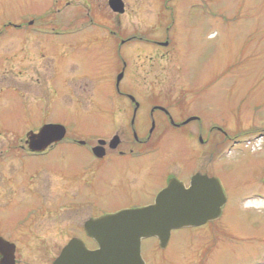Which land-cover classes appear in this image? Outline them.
Instances as JSON below:
<instances>
[{"label":"rangeland","instance_id":"rangeland-1","mask_svg":"<svg viewBox=\"0 0 264 264\" xmlns=\"http://www.w3.org/2000/svg\"><path fill=\"white\" fill-rule=\"evenodd\" d=\"M108 1L0 0V64L1 59L14 56L17 50H24L25 55L28 41L33 42L32 47L55 56L67 46L73 47L79 77L96 85L93 103L75 105V112L53 99L48 104L39 101L25 117L22 109L25 101L30 102L31 92L23 82L10 83L0 90L2 123L21 139L28 129L37 130L47 121L63 124L70 135L82 139L94 134H103V137L118 133L113 131L112 122L106 126L109 121L106 111L112 109L115 94L114 84L104 79L118 73L119 64L113 63L120 55L118 50L124 56L131 47L120 49L110 33L143 34L148 41L158 40L156 35H162L160 38L164 40L167 33L174 43V50L170 52L176 57L161 61L155 75L163 84L175 85L167 87L175 91L172 93L186 94L182 115L200 114L208 124L247 138L229 155L224 153L223 163L227 165L217 173L227 198L221 217L208 227L173 231L165 249L158 245L156 238L143 240L142 257L146 264H264V193L262 197H254L250 190L251 182L258 183L264 177V138L257 140L264 134V0H125L129 9L119 24L105 7ZM151 2L156 11L160 9L163 23L155 36L147 30L151 23L144 7L143 12L138 8L142 4L146 11ZM15 62L27 65V57ZM15 77L27 80V74ZM129 82L123 85L131 87ZM145 82L141 85L147 95L151 82ZM55 83L54 79L46 83L44 100L53 96L48 90ZM126 88L140 96L142 112L149 109L150 100L145 99L140 88ZM6 102H10L12 114L5 113ZM124 120L122 116L116 120L119 130L124 128ZM170 135L171 140L162 144L161 151L136 161L152 165L147 179L141 182L143 192L134 190L125 176L127 166L135 161L120 157L97 161L86 148L71 141H66L45 159L27 163L24 158L20 168L15 159H10L0 165V171L6 179L11 174L18 177L21 174L27 187V166L31 170L61 168L64 173L83 177L81 191L89 194L96 215L112 214L123 207L151 200L168 183V167L173 161L193 162L187 156L190 140L184 133ZM5 137L19 142L13 134ZM10 144L1 140L0 150L10 148ZM187 174V170L182 172L181 178L186 180ZM85 219L86 216H80L81 224ZM89 246L94 245L89 243ZM50 249L52 256L59 250ZM49 260L42 255L40 264H49Z\"/></svg>","mask_w":264,"mask_h":264},{"label":"flooded vegetation","instance_id":"flooded-vegetation-1","mask_svg":"<svg viewBox=\"0 0 264 264\" xmlns=\"http://www.w3.org/2000/svg\"><path fill=\"white\" fill-rule=\"evenodd\" d=\"M123 2L125 13L122 15L126 14L129 9V4L125 0ZM107 5L105 7L111 12V18L119 24L122 15L116 14L110 9L109 1ZM139 7L142 12L144 7V13L150 17L151 25L147 30H151L154 36L157 33L159 34L158 28L163 25L160 18L162 16L160 9L157 8V12L154 9L155 4L152 2L146 6V11L145 6L142 4L138 5ZM110 34L121 46L120 49L125 46L131 47L129 53L124 56L118 50L120 55L116 56V60L113 62L119 64L118 73L115 77L104 79L107 83L114 84L115 94L112 109L109 112L106 111L109 119L106 126L112 122L114 124L113 131L117 130L118 133L103 137H101L103 134H94L82 139L81 137L72 136L66 131L65 137L61 141L52 142L42 151H33L28 138L29 134H38L43 126H62L63 124L54 121L44 122L37 130L28 129L25 136L22 137L23 139H21V137H16V134L11 132V128L4 126L1 118L2 113H0V141L6 142L7 140L11 143L10 148L8 146V149L0 150V165L3 166L8 160L15 159L18 168H20L22 163L25 162L24 158H27V163L30 160L45 159L52 152H55L59 146L66 144V141H71L80 147L86 148L93 159L97 161L112 160L116 157L135 161V163L127 166L125 176L134 190L143 192L141 182L147 179L152 170V165H143L139 162L136 163V161L141 160L151 152L161 151L162 144L170 139V133H184L186 138L190 140L187 142V156L190 155L188 159L193 162L176 161L175 163L170 161L169 164L171 162L172 164L171 167H168L169 178L166 186L158 190L148 202L132 204L123 207L118 212L152 205L157 195L164 191L173 180L183 183L186 188H189L192 178L197 174H201L210 178H217L221 183L217 173L218 170H222L223 166L227 165L223 163V157L232 153L234 147L243 145L247 136L238 137L237 133H230L221 126H212L205 122L200 114L182 115L183 104L187 98L186 94L172 93L175 91H169L167 87L175 85L163 84V81L159 78L156 79L155 75L161 61L176 57L175 54L170 52V49L174 50V43L170 35L166 33L164 40L160 38L162 35L160 37L156 35L158 40L148 41L143 34L134 35V33L128 32H113ZM32 39L36 40V37H32ZM27 45L25 55H23L24 50H17L14 56L1 59L2 63L0 64V90H3L4 86H9L10 83L23 82L26 84V90L31 92L30 102L27 104V101H25L22 109L23 116L27 117V112H30L33 107L36 108V103L41 101L48 104L53 103L52 100L56 99V101L71 108L73 112H75V105L87 102L93 103V100L96 99L94 91L96 85L89 84L86 78L79 77L73 47L67 46L64 52L55 56L44 53V50L35 46L32 47L33 42L31 43V41H28ZM161 48H166V50ZM23 57H27V65L15 62V59ZM58 59L59 63L57 62ZM65 62L66 64L63 65ZM15 71H17L16 74ZM25 73L27 74V80L20 81L16 79V75H26ZM85 74L84 77L87 76ZM149 76L155 78L149 79ZM53 79L57 83L52 84V89L48 90V92L53 93V96L49 100H44L43 96L48 87L46 83H51ZM80 79H83V81H80ZM3 80L8 81V83L1 82ZM127 81H130L131 87L136 90L140 88L139 91L145 99L150 100L148 110L142 112L143 101L139 98L140 96L129 92L126 88L128 87L130 90L131 87L123 85ZM143 81L151 82L149 84V94L147 95L145 93L146 89H143V85H141ZM83 99L85 101H81ZM3 109H6L5 113L7 114L13 112L10 102H6ZM175 111L178 113H174ZM120 116L125 119V126L122 130H119L116 121ZM5 134L15 135L19 142H13V139L10 141L9 138L5 137ZM261 138H264V134H260L257 140ZM229 146L231 147L228 149ZM227 149L228 151H225ZM225 152L227 154L224 155ZM192 165L194 167L189 170ZM186 170L188 174L186 180H184L181 176L182 172ZM19 175L20 177L11 174L6 179L3 172L0 171V238L14 246L13 259L4 260V257H0V264H40L42 255L50 258L49 264H54L63 249L74 239L81 240L89 250L97 249L96 242L86 232V223L110 214H95L91 207L89 194H84L80 188L83 177L64 173L61 168L54 170L53 168L40 167L31 170L27 166V187H25L26 182L22 175ZM250 186L254 197H262L264 177L258 183L251 182ZM5 187L7 189L2 190ZM81 215L86 216L83 224L80 222ZM207 225L203 227H208ZM205 235L207 236V233ZM212 236H215V234ZM157 241L161 247L160 241L158 239ZM89 243L94 246L90 247ZM168 244L165 248L168 247ZM50 248L59 250L52 256Z\"/></svg>","mask_w":264,"mask_h":264},{"label":"water","instance_id":"water-1","mask_svg":"<svg viewBox=\"0 0 264 264\" xmlns=\"http://www.w3.org/2000/svg\"><path fill=\"white\" fill-rule=\"evenodd\" d=\"M109 7L116 14L125 13L123 0H109ZM65 134L62 126L48 125L28 138L33 151H42L52 142L61 141ZM226 202L217 178L197 174L189 188L173 180L154 205L88 221L86 232L98 249L90 251L81 240L74 239L54 264H145L141 255L144 239L156 237L165 248L172 231L216 221ZM13 254L14 246L0 238V257L13 259Z\"/></svg>","mask_w":264,"mask_h":264}]
</instances>
